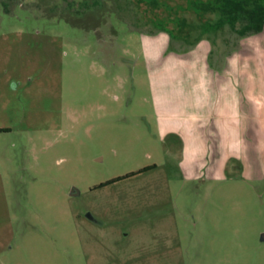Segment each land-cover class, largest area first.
Returning a JSON list of instances; mask_svg holds the SVG:
<instances>
[{
  "label": "rangeland",
  "instance_id": "374dc122",
  "mask_svg": "<svg viewBox=\"0 0 264 264\" xmlns=\"http://www.w3.org/2000/svg\"><path fill=\"white\" fill-rule=\"evenodd\" d=\"M1 1L0 264H264V167L184 181L149 133L142 34L204 0Z\"/></svg>",
  "mask_w": 264,
  "mask_h": 264
},
{
  "label": "crops",
  "instance_id": "0c3cea01",
  "mask_svg": "<svg viewBox=\"0 0 264 264\" xmlns=\"http://www.w3.org/2000/svg\"><path fill=\"white\" fill-rule=\"evenodd\" d=\"M225 29L179 46L164 32L142 34L149 133L184 181L255 176L264 167V26L247 35Z\"/></svg>",
  "mask_w": 264,
  "mask_h": 264
},
{
  "label": "trees",
  "instance_id": "16d2710c",
  "mask_svg": "<svg viewBox=\"0 0 264 264\" xmlns=\"http://www.w3.org/2000/svg\"><path fill=\"white\" fill-rule=\"evenodd\" d=\"M100 2L101 0H82L79 6H77L78 8L76 7L74 10H71L73 9L72 2L67 4L66 8L68 12H73L72 14H74L80 7L89 11L92 6L95 7L100 4ZM1 3L2 6L5 7L4 11L6 13H9V11L6 10L7 2L5 0H2ZM54 7L57 6L55 5ZM194 9L195 11L197 10V12L198 10L201 12L197 14L196 18L198 19V22L195 24L198 26L197 29L201 30L200 35L205 32L218 30L217 28H220V26L224 25L225 23L234 26L237 21H240V23L243 24L240 32L237 31L240 35L260 32L264 25V0H204L203 3L201 1L198 4L196 3ZM208 12L216 13L217 19L213 22H209L210 20L208 19V17L204 16V14ZM63 13L64 12H62V14ZM180 23L182 25L186 24L184 20H181ZM164 33L168 34L169 37L172 38L170 33L165 31ZM0 131L5 130L0 128ZM150 168L151 167L141 168L136 173H141ZM136 173L131 172L130 174H127L123 177H128ZM123 177H117L104 181L102 183H99L98 186H104L106 184L113 183Z\"/></svg>",
  "mask_w": 264,
  "mask_h": 264
},
{
  "label": "water",
  "instance_id": "95a60500",
  "mask_svg": "<svg viewBox=\"0 0 264 264\" xmlns=\"http://www.w3.org/2000/svg\"><path fill=\"white\" fill-rule=\"evenodd\" d=\"M261 240L264 241V232L261 233V236H260Z\"/></svg>",
  "mask_w": 264,
  "mask_h": 264
},
{
  "label": "flooded vegetation",
  "instance_id": "af4514ba",
  "mask_svg": "<svg viewBox=\"0 0 264 264\" xmlns=\"http://www.w3.org/2000/svg\"><path fill=\"white\" fill-rule=\"evenodd\" d=\"M91 8H93V6Z\"/></svg>",
  "mask_w": 264,
  "mask_h": 264
}]
</instances>
